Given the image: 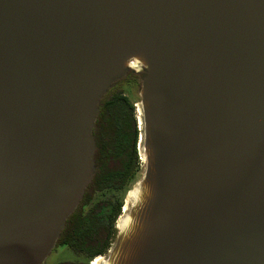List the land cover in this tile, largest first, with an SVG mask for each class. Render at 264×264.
<instances>
[{"label":"water","instance_id":"1","mask_svg":"<svg viewBox=\"0 0 264 264\" xmlns=\"http://www.w3.org/2000/svg\"><path fill=\"white\" fill-rule=\"evenodd\" d=\"M129 73L143 170L100 264H264V0H0V264H45Z\"/></svg>","mask_w":264,"mask_h":264},{"label":"trees","instance_id":"2","mask_svg":"<svg viewBox=\"0 0 264 264\" xmlns=\"http://www.w3.org/2000/svg\"><path fill=\"white\" fill-rule=\"evenodd\" d=\"M133 78L137 76L129 73L99 101L92 129L95 172L55 245L67 247L82 261L57 264H90L105 255L114 242L116 221L123 206L116 195H126L141 171L135 103L119 87ZM99 195L101 199H96Z\"/></svg>","mask_w":264,"mask_h":264},{"label":"rangeland","instance_id":"3","mask_svg":"<svg viewBox=\"0 0 264 264\" xmlns=\"http://www.w3.org/2000/svg\"><path fill=\"white\" fill-rule=\"evenodd\" d=\"M119 87L122 89L123 94L127 96L131 102L135 103L134 106L136 107L139 103L138 79L133 78L129 82L121 84V86ZM142 170H143V164L141 163V171L137 175V180L141 178ZM106 195L109 196L110 193H106ZM116 196L120 199V201H122V205L124 206L127 194L125 195V192H122V193H117ZM101 197L102 196L99 195L96 197V199H101ZM123 206H122V209H123ZM129 206H130V202L128 203L127 210L129 209ZM121 214H122V211H121ZM102 258L105 259V255H103ZM79 261H82V260L78 256H76L70 249H68L65 246H57V247H54V249L49 253L47 259L45 260V264H57V263H63V262H79Z\"/></svg>","mask_w":264,"mask_h":264},{"label":"bare ground","instance_id":"4","mask_svg":"<svg viewBox=\"0 0 264 264\" xmlns=\"http://www.w3.org/2000/svg\"><path fill=\"white\" fill-rule=\"evenodd\" d=\"M140 110H139V107L138 105L136 106V115H137V120L139 122V127H141V123H140ZM133 196H134V193H133V190L130 189L128 192H127V196H126V201H125V204L123 206V209L121 210L123 214H125L127 212V207H128V203L133 199ZM124 222V217H122V215L120 216L119 218V221H118V224L119 225H122ZM103 260L102 256L100 257H96L92 262L91 264H100L101 261Z\"/></svg>","mask_w":264,"mask_h":264}]
</instances>
